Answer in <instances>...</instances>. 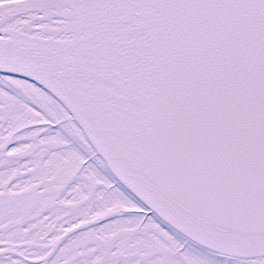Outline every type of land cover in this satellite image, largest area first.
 <instances>
[{
    "label": "snow or ice",
    "instance_id": "snow-or-ice-1",
    "mask_svg": "<svg viewBox=\"0 0 264 264\" xmlns=\"http://www.w3.org/2000/svg\"><path fill=\"white\" fill-rule=\"evenodd\" d=\"M0 264H264V0H0Z\"/></svg>",
    "mask_w": 264,
    "mask_h": 264
}]
</instances>
